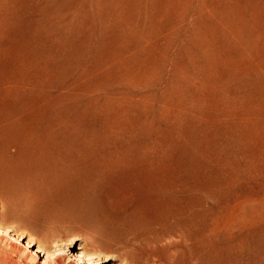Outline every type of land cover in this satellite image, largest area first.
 Listing matches in <instances>:
<instances>
[{
  "label": "rangeland",
  "instance_id": "obj_1",
  "mask_svg": "<svg viewBox=\"0 0 264 264\" xmlns=\"http://www.w3.org/2000/svg\"><path fill=\"white\" fill-rule=\"evenodd\" d=\"M0 225V264H264V0H0Z\"/></svg>",
  "mask_w": 264,
  "mask_h": 264
},
{
  "label": "bare ground",
  "instance_id": "obj_2",
  "mask_svg": "<svg viewBox=\"0 0 264 264\" xmlns=\"http://www.w3.org/2000/svg\"><path fill=\"white\" fill-rule=\"evenodd\" d=\"M5 98L7 100L11 99V97L9 95H5ZM5 107H7V105ZM9 107L10 108L8 109L6 117H5V119L8 120L7 126L8 127H11V126L16 127L17 125H19L18 123L21 121V119L23 117V108H22V105L20 103V99L18 97H16L15 101H13V103ZM59 113H61V112H59ZM58 123L62 124V125L60 124V130H61V134L63 137L62 149L66 150L68 148L67 138L69 136V131H70L69 125L67 124V121L64 118H62L61 116L59 117ZM13 140L14 139L11 137H6V141L8 142V144L6 145V147L4 149L6 154L8 153L9 146L11 145V143H13L12 142ZM145 160L148 161V159H145ZM157 176H158V174H157ZM161 176H162L161 181H160L161 183L159 184L158 187L154 188L158 192L163 191V189L166 188V184L164 183V180H165L164 174L162 173ZM156 179H158V178H156ZM178 193L180 194L181 191H178ZM207 193H208V195L212 196V195L218 194L220 192H218L216 190H208ZM164 201H166V200L164 198H162V200H160V201L150 202V203L151 204L154 203V205L158 203L157 205H160V203H162ZM223 201H224L225 207L228 208L229 201H228V198L226 196H225ZM138 222H140V219L137 220V223ZM6 231L7 230H4L2 228V226L0 225V232L3 233ZM149 232L150 231H148V233ZM6 233H8V232H6ZM148 233H145V234L142 233L141 235H133L132 236L133 239L135 238L134 241L132 242V244L135 247L131 246L130 250L126 251L123 254V260L127 261L130 264H177V261H176L177 253L176 252L166 253L164 251V248L166 246H169V245H172L173 247H176L177 245H179L182 242V240L181 239L179 240L177 237H180V235H166V234H164L165 232L163 233V232H158V231H156V233H154L153 235H149ZM97 242L99 243L97 245L101 246V242H99L98 239H97ZM56 243H58V242H56ZM64 243H66V241L64 242V240H63L61 242V245L62 244L64 245ZM45 247H46V245L42 244V248H45ZM50 249H51V247H50ZM45 250L47 252L50 251L48 248ZM49 254H51V255L48 257L53 256V254L51 252ZM9 260H11V264L14 263V261L11 258H9ZM55 260L58 263V256L55 257ZM60 260L61 259H59V262H60Z\"/></svg>",
  "mask_w": 264,
  "mask_h": 264
}]
</instances>
